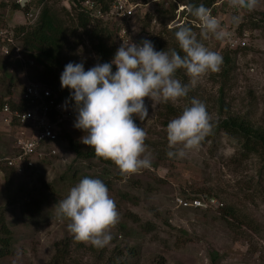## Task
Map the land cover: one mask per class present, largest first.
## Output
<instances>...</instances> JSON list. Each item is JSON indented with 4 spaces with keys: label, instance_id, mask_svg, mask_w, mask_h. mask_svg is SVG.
Here are the masks:
<instances>
[{
    "label": "rangeland",
    "instance_id": "1",
    "mask_svg": "<svg viewBox=\"0 0 264 264\" xmlns=\"http://www.w3.org/2000/svg\"><path fill=\"white\" fill-rule=\"evenodd\" d=\"M15 1L0 0V64L6 63V70L0 69V106L19 103L26 84L40 83V67L26 56L15 35L16 27H32L36 21L27 22L26 11L13 9ZM134 2L138 4L135 18L115 23L120 29L109 40L110 46L117 50L123 44L120 32L125 30L139 42L152 41L157 51L175 49L174 31L189 22L187 5L178 0ZM40 3L27 4L36 10ZM229 5L230 0H218L211 12L223 29L222 40L211 33L205 35L198 18L191 23L197 39L209 50L219 52L223 60L230 54L234 61L224 88L227 113L221 116L218 104L222 63L219 71L201 76L195 86L190 85L188 95L175 103L161 102L152 108L153 102L145 98L148 117L134 119L147 133L148 169L121 175L117 166L76 160L63 137L60 155L37 161L34 169L19 174L2 165L0 209L12 234V246L10 254L0 257V264H109L114 257L129 264H211L213 253L218 254L217 264H264V158L245 154L237 140L217 130L218 121L228 115L264 129V0H257L253 9ZM234 15L238 23H233ZM10 37L16 39L14 51L5 55L2 48ZM64 51L68 62H82L85 70L97 64L86 31L78 30ZM176 75L182 83L190 79L183 69ZM192 98L205 104L212 128L197 149L184 157L169 158L166 153L176 149L168 147L165 125L175 117L167 108L182 111ZM3 118L0 111V159L18 151L15 140L20 132L18 127L7 126ZM21 132L24 138L30 136L28 129ZM66 135L81 149H90L80 142L83 131L70 129ZM75 168L78 176L72 178ZM5 170H10L8 175ZM85 176L107 185L119 213L118 222L109 230L112 240L104 248L75 241L67 230L70 221L56 217L54 206ZM202 197L206 202L215 198L224 208H231L236 218L223 215L222 206L183 209L177 203V198ZM35 201L42 204L31 215L26 210H32Z\"/></svg>",
    "mask_w": 264,
    "mask_h": 264
},
{
    "label": "clouds",
    "instance_id": "2",
    "mask_svg": "<svg viewBox=\"0 0 264 264\" xmlns=\"http://www.w3.org/2000/svg\"><path fill=\"white\" fill-rule=\"evenodd\" d=\"M256 4L257 0H230L229 6L253 9ZM62 6L68 10L73 7L68 8L64 1ZM188 7L205 35L211 33L215 39H223V29L209 8L203 4ZM232 21L238 23L239 17L234 15ZM174 37L183 55L175 49L157 51L152 41L143 39L140 43L121 44L110 62L97 63L88 70L82 62H69L60 74L61 87L70 90V99L75 102L73 126L85 133L80 142L93 149L96 157L112 161L121 175L151 167L150 156L145 154L147 133L133 119L135 116L144 121L148 117L145 98L153 102L152 108L161 102L175 103L188 95L190 85L195 86L208 72L219 71L223 63L220 53L209 50L190 27H177ZM180 69L190 78L188 83L177 78ZM211 128L205 104L192 98L190 105L167 124L168 147L176 150L166 155L184 157L199 147ZM54 209L57 219L70 221L67 230L75 241L104 248L112 240L109 230L118 222L119 213L101 179L83 177Z\"/></svg>",
    "mask_w": 264,
    "mask_h": 264
},
{
    "label": "trees",
    "instance_id": "3",
    "mask_svg": "<svg viewBox=\"0 0 264 264\" xmlns=\"http://www.w3.org/2000/svg\"><path fill=\"white\" fill-rule=\"evenodd\" d=\"M31 1L32 7L33 2ZM103 5L106 9L108 8L112 0H94ZM187 5L191 4L193 6H199L203 4L205 7L209 8L211 12L216 8L218 0H178ZM5 5L4 3H2ZM7 4V3H6ZM43 8L41 14L32 27L19 26L15 29V35L17 40L22 41L24 51L26 56H30L33 61L40 67L41 73L38 77L40 83L49 88L55 93L60 100L65 101L69 104L75 111V102L70 99L69 89H64L60 84V74L64 69V66L69 63L64 55V50L68 44L70 38L75 36L78 30L86 31L94 55L96 56L97 63L110 62L114 57L116 49L109 44V40L113 39L114 35L118 32L120 27L116 25L118 21L115 20H93L83 13L77 12L74 7L72 10L66 9L62 6V0H41L40 3ZM15 10H24L27 14L30 10L29 5H26L23 9L21 5L16 1L12 4ZM39 6V7H40ZM38 7V8H39ZM189 8V7H188ZM189 12L188 14V24L186 26L193 30L191 25L193 19ZM172 32V31H171ZM175 32V31H174ZM138 38V37H137ZM176 46L175 50L183 55L182 50L179 48L178 42L176 41L174 35L172 39ZM138 41V40H137ZM139 42V41H138ZM28 54V55H27ZM69 60V59H68ZM222 64V72L219 75V83L221 84L220 96H219V108L220 114L226 112L225 109V86L230 79V76L235 68V64L230 54L224 57ZM72 62V61H71ZM92 62V61H91ZM93 63V62H92ZM6 63L0 64V69L6 70ZM95 64L93 63L92 66ZM91 66V67H92ZM89 69V68H88ZM87 69V70H88ZM115 65H113V71H115ZM5 76L10 78L8 71L4 72ZM23 91V90H22ZM9 105L12 110L21 109L24 110L27 107L22 103H2L0 106V111L4 115L5 105ZM19 105V106H17ZM171 117H177L182 111H176L171 106L167 108ZM134 119V116H133ZM4 121V120H3ZM135 122V119H134ZM168 124V123H167ZM167 124L165 125L167 127ZM12 127L17 126L16 122L10 124ZM74 123H66L62 125L60 129V139L66 138L69 141V148L72 150L76 156V160L88 161L97 160L105 166L113 167L116 166L112 161L105 160L95 156L93 149L83 150L78 144L73 141L70 135H66L70 129H74ZM217 130L228 135L231 138L237 140L242 146V150L245 154L257 155L260 158H264V129L254 127L249 121L241 119L237 116L228 115L218 121ZM61 144V141H60ZM59 146V144H58ZM9 169V168H8ZM10 171V170H9ZM8 170H5L6 175L9 174ZM75 173L72 174V178L78 176L79 170L75 168ZM32 210H26L31 213V215L38 213L41 206V201H35L33 203ZM25 210V209H24ZM222 214L230 216L231 218H236L233 214L231 208H224L222 206ZM12 246V234L10 229L6 227V221L4 217V211L0 209V257L10 254V247ZM61 253V252H60ZM134 257V256H133ZM211 264H217L218 254L213 253L211 255ZM109 264H129L128 261H119L116 257L109 259ZM55 263L57 261L55 260Z\"/></svg>",
    "mask_w": 264,
    "mask_h": 264
},
{
    "label": "built area",
    "instance_id": "4",
    "mask_svg": "<svg viewBox=\"0 0 264 264\" xmlns=\"http://www.w3.org/2000/svg\"><path fill=\"white\" fill-rule=\"evenodd\" d=\"M23 1L16 0L18 4ZM31 1L27 0L26 4L31 3ZM62 1L68 8L73 6L77 12L86 14L93 20L103 21H132L135 18L138 7L134 0H112L106 9L94 0ZM40 14L41 7L36 10L32 8L25 14V19L27 22L37 21ZM123 32H120V38L123 43H140L136 38L130 37L125 30ZM14 40H16L15 37H10V39L4 41L5 47L2 50L5 55H9L14 51L12 50L15 47ZM19 101L20 104L22 103L27 108L24 110L18 108L12 110L7 104L4 107L3 120L8 126H11L12 122H16L21 129H28L30 136L24 138L22 137L24 132H20L15 141L18 151L13 156L0 159V167L5 164L7 167L14 169L16 173L21 174L26 170L34 169L37 161L41 163L43 160L60 155V147L58 146L61 141L60 129L66 123H74L77 113L69 104L60 100L52 90L38 82L26 84ZM205 198L194 200L177 198V203L183 209H208L213 206L217 208L223 206L217 203L215 198L209 199L208 202L205 201Z\"/></svg>",
    "mask_w": 264,
    "mask_h": 264
},
{
    "label": "water",
    "instance_id": "5",
    "mask_svg": "<svg viewBox=\"0 0 264 264\" xmlns=\"http://www.w3.org/2000/svg\"><path fill=\"white\" fill-rule=\"evenodd\" d=\"M27 0H24L21 4L22 7H24L25 3H26Z\"/></svg>",
    "mask_w": 264,
    "mask_h": 264
}]
</instances>
